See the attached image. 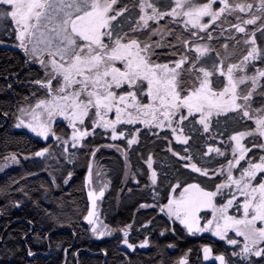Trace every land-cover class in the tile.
Wrapping results in <instances>:
<instances>
[{"label":"snow or ice","instance_id":"1","mask_svg":"<svg viewBox=\"0 0 264 264\" xmlns=\"http://www.w3.org/2000/svg\"><path fill=\"white\" fill-rule=\"evenodd\" d=\"M0 31L14 36L25 63L38 65L42 73L29 80L35 89L11 114L13 127L43 141L53 138L61 153L55 157L44 147L36 157L76 164L79 155H87L90 207L82 220L95 238L118 232L128 256L152 246L147 236L139 242L130 239L138 231L132 223L113 229L100 220L97 202L107 184L94 187L92 162L100 147H90L89 139L101 129L112 141H123L127 149L103 147L121 151L127 164L128 150L140 144L142 129H125L143 125L146 136L167 140L166 151L177 158V171L187 170L189 177L169 180L163 173L161 179L152 155L140 154L147 171L132 174L133 181L139 185L136 175L146 176L144 188L153 192L154 201L161 190L157 185L167 182L165 203L139 205L158 208L172 222L159 234L175 235L178 223L191 236L210 233L231 246L227 254L203 246V261L264 264V0H0ZM162 48L167 51L158 52ZM240 48L243 52L234 56ZM161 55L167 62H161ZM0 117L7 120L10 113L2 111ZM221 117L225 124L241 126L226 140L227 128L219 131ZM58 120L67 121L70 135L57 134ZM194 136L205 138L203 152L188 147ZM208 140L218 144L210 146ZM173 142L185 146L183 154L172 150ZM19 163L16 153L6 155L0 171ZM71 178L68 172L63 183ZM51 183L56 184L55 177ZM18 191L23 193V187ZM56 222L63 226L59 218ZM151 223L142 228L149 229ZM17 251L5 246L0 264H14ZM26 252L28 257L37 255L31 248ZM108 255L104 250L103 256ZM128 256L121 264H133ZM160 256L157 264H166L164 253ZM190 256L189 249L172 264H190Z\"/></svg>","mask_w":264,"mask_h":264},{"label":"trees","instance_id":"2","mask_svg":"<svg viewBox=\"0 0 264 264\" xmlns=\"http://www.w3.org/2000/svg\"><path fill=\"white\" fill-rule=\"evenodd\" d=\"M123 3H131V0H123ZM257 39L260 42L259 33ZM15 43L14 36L0 31V112L10 113L7 120L0 117V160L12 153H16L20 158L19 164L8 167L0 173V213H2L0 214V254L5 246L18 249L13 258L14 264H121L122 257L128 256L130 250L124 249L120 234L117 232L111 237L97 239L90 231L91 226L82 220L86 209L90 207L88 189L85 185L89 163L87 155H79L76 164H66L63 159L53 158L61 155L53 138L43 141L26 129L13 127L14 116L11 114L15 113L18 104L23 103L24 97L30 96L35 89L34 85L29 84V80L42 76L38 65L25 63L24 53L15 46ZM158 52L164 53L166 49ZM160 60L167 62L168 57L161 55ZM257 67L260 65L257 64ZM8 83L12 84L11 89L7 87ZM225 127L226 140L227 134L231 133L234 127L241 126H234L231 122L225 124V118L221 117L219 131H223ZM56 128L58 135H70L71 129L66 122L58 121ZM130 128L133 127L128 129ZM146 132L147 130L142 129L140 144L128 150L127 164L121 151L103 147L116 144L121 149H127L123 141H112L109 138L110 134L102 132L101 129L96 130L94 138H89L92 141L90 147H100L92 162L93 166L96 170H100L107 182L105 195L99 202L100 218L105 225L113 229L132 223L133 228L138 231L134 230L130 239L135 238L136 242L142 241L145 236L149 238L152 245L150 248L137 249L136 253L128 256L133 264H157L161 252L164 253L166 264H172V261L189 249L190 264H211L202 260L203 246H211L214 254H227L231 246L210 233L191 236L178 223L175 225V235L169 231L161 236L160 231L169 227L172 222L159 213L158 208L139 209L142 203H165L167 195V182L157 185L161 190L157 200L154 201L153 192L144 188L146 176L136 175V179L140 180L139 185L133 181L132 174L147 171L146 164L139 159L141 153L145 157L152 155L155 161L154 168L161 173V179L163 173L168 174L169 180L177 177L189 178L187 170L177 171L179 168L177 158L166 151L169 147L167 140L151 134L146 136ZM159 136L164 137L165 132H160ZM170 139L174 141L173 137ZM247 143L248 141H245V144ZM207 144L216 146L218 141L208 140ZM170 146L173 151L183 154L184 145L173 142ZM44 147H50L53 156L33 155ZM188 147L192 151L199 148L200 152H203L205 138L194 136ZM254 151L257 155L260 154L257 149ZM251 155L252 153H249V156ZM23 156H28L29 159H23ZM207 159L211 160L212 157ZM68 172L72 173V178L64 184L63 180ZM53 177L56 178V184L51 183ZM16 181L19 183L17 184ZM21 187L24 189L23 193L18 191ZM129 188L132 189L130 193ZM3 192H7L8 195L2 194ZM17 202L20 207L13 206ZM204 216L209 217L207 213ZM57 218L63 224L62 227L56 222ZM148 221L152 222L150 228H142V225ZM25 236L27 240L24 239ZM38 236L40 239H36ZM170 243L176 245L175 249L165 248ZM157 245L159 247H156ZM28 248L37 255L28 257L26 252ZM64 249H67V255ZM104 250L108 251V257L103 256ZM75 253H79V256L76 257Z\"/></svg>","mask_w":264,"mask_h":264},{"label":"rangeland","instance_id":"3","mask_svg":"<svg viewBox=\"0 0 264 264\" xmlns=\"http://www.w3.org/2000/svg\"><path fill=\"white\" fill-rule=\"evenodd\" d=\"M120 19H122V18H120ZM207 19V18H206ZM161 23H163V21L161 22ZM213 28H215V25H213ZM1 32H3V31H1ZM213 45L215 46V47H219V45L218 44H216V42H213ZM231 47V46H230ZM162 49H164V48H162ZM162 49H158V51H160V50H162ZM166 51H167V49H166ZM243 52V49L242 48H240V49H237V50H235V53H234V56H239L241 53ZM58 121H63V120H58ZM57 121V122H58ZM64 122H66L67 123V121H64ZM124 127V126H123ZM129 127H136V128H139V129H143V125H136V126H127L126 127V130L129 128ZM27 130V129H26ZM28 131V130H27ZM39 138V137H38ZM51 138V137H50ZM49 138V139H50ZM40 139H42V138H40ZM14 165H16V164H11L9 167H12V166H14ZM8 168V167H7ZM7 168H5V169H7ZM4 169V170H5ZM3 170V171H4ZM3 171H0V173L1 172H3ZM99 174H101V172H100V170H96L95 168H94V166H93V180H94V187L96 188V189H99L101 186H102V184H106V179L104 178V176L101 174V175H99ZM106 190V189H105ZM98 203V210H99V201L97 202ZM206 214V213H201V217L202 218H205V216L204 215ZM209 215V217L208 218H210V214H208ZM99 218H100V216H99ZM100 220L102 221V219L100 218ZM104 224V223H103ZM230 234H232V233H230ZM211 262V261H210Z\"/></svg>","mask_w":264,"mask_h":264}]
</instances>
